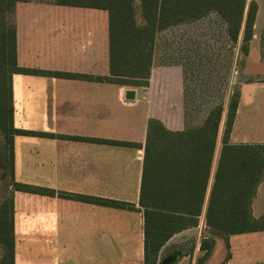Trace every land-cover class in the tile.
<instances>
[{"label": "crops", "instance_id": "obj_1", "mask_svg": "<svg viewBox=\"0 0 264 264\" xmlns=\"http://www.w3.org/2000/svg\"><path fill=\"white\" fill-rule=\"evenodd\" d=\"M260 13L257 5L246 53L240 51L243 23L235 44L226 35L234 48L237 46L231 53L230 70L236 68L237 56L243 54L246 64L251 51L264 50V42L255 31ZM213 15L225 31L223 21L216 14L209 16ZM13 22L17 66L52 73L11 76L12 127L32 133L11 136L13 264H144V218L139 195L147 125L150 119H157L168 129L181 130L174 128L160 111L167 93L166 75L162 73L176 72V78L179 67L156 64L154 46L147 86L108 80V15L102 9L29 0L15 4ZM183 72L182 67V85L177 80L173 85L174 95L181 92L182 129L183 104L188 97ZM258 82L237 78L238 101L228 138L231 145H264V127L258 132L263 137L253 140L257 133L245 122L252 115H263L264 103L254 102L260 105L257 108L245 106L249 94L245 89L238 90L257 86ZM128 89L135 91L131 100L124 97ZM230 97L222 103L198 224L166 241L158 252L157 264L174 253L178 256L174 264H237L233 263L231 236L225 242L226 256L220 261L188 259L177 251L161 255L174 237L201 227V218L207 230L205 206ZM172 108L169 109L177 114ZM16 186L53 194L17 190ZM107 200L124 206L108 205L104 203ZM251 215L256 220L264 219V173L252 199ZM255 232L264 233V229L247 233ZM243 234L246 233L238 235ZM213 243L212 253L220 244L214 238ZM196 250L202 251L199 244Z\"/></svg>", "mask_w": 264, "mask_h": 264}, {"label": "trees", "instance_id": "obj_2", "mask_svg": "<svg viewBox=\"0 0 264 264\" xmlns=\"http://www.w3.org/2000/svg\"><path fill=\"white\" fill-rule=\"evenodd\" d=\"M25 1L29 0H0V129L8 140L10 178L11 136L32 134L12 127L11 76L52 74L17 66L13 14L15 4ZM53 1L62 6L105 10L111 76L108 80L142 87L148 84L157 32L213 13L223 21L226 35L234 44L243 23L240 51L246 53L257 11L254 0H139L145 23L139 27L134 18L133 0ZM237 101L234 93L226 106L204 212L208 233L225 240L232 235L264 229V219L256 220L251 215L252 199L264 173V145L228 143ZM222 110L221 103L214 105L206 110L200 124H185L181 130L168 129L157 119L148 121L139 195L144 218V264H157L158 252L166 241L180 231L197 226L209 184ZM16 189L53 194L29 186H16ZM104 203L124 206L108 200ZM212 243V237H204L200 249L209 251ZM0 248L3 253L0 264H13L11 199L0 209ZM177 258L174 253L162 264H174Z\"/></svg>", "mask_w": 264, "mask_h": 264}, {"label": "rangeland", "instance_id": "obj_3", "mask_svg": "<svg viewBox=\"0 0 264 264\" xmlns=\"http://www.w3.org/2000/svg\"><path fill=\"white\" fill-rule=\"evenodd\" d=\"M254 1H256L261 11V16L257 18L255 31L257 32V36H261L260 41L263 43L264 0ZM133 8L137 26H144L145 23L141 15L139 0H133ZM155 36L154 62L169 66V68L178 66L180 69L176 78V72L166 71L162 73V75H166L167 93L166 96L164 95L165 99L160 106V111L166 115L167 120L174 128L182 129L181 92L178 91V95H174L175 88L173 87L175 80L178 83L181 82L182 85V67L184 70V89L188 94V97L185 99L186 104H183L185 113L183 127L185 124L190 126L200 124L207 109L219 103L222 104L227 96H232L236 92L238 94L236 90L237 78L240 80L242 77H247L250 81H259L257 86H242L238 89L239 92L240 89H245V93L249 94L246 97L245 106L257 108L260 105H253L254 102L256 103L261 100V103H264V50L261 53H255L254 50L251 51V54L246 59V64L243 54L237 56L235 61L236 68L233 71L230 70L232 69L230 61L234 45L225 38L224 28L216 16L213 15L198 21L180 23L157 32ZM236 48L237 46L234 49ZM233 77L235 78L233 79ZM247 90L252 91L248 92ZM170 106L173 107L172 109H175L177 114L169 109ZM262 118H264V114L258 113L248 117L245 121L257 133V135L252 136L253 140L263 137L258 134L260 127H264V121L260 122ZM13 189L14 185L10 180L8 163V140L0 129V209L3 204L9 203ZM200 223L201 227L198 226L191 229L188 233L174 237L161 250V255L177 251L180 252V256L186 255L188 259L195 257L199 261L206 257L215 261L222 260L226 256L224 251V248L226 249V240L218 236H211L203 226L202 218L199 225ZM202 237H212L215 243L218 239L220 243L219 249L215 250V252L213 251V253L211 252V248L209 251H197L196 245H200ZM229 242L235 253L233 255V263L264 264L263 232L231 236ZM2 254L0 248V262ZM195 264H198V262L196 261Z\"/></svg>", "mask_w": 264, "mask_h": 264}, {"label": "water", "instance_id": "obj_4", "mask_svg": "<svg viewBox=\"0 0 264 264\" xmlns=\"http://www.w3.org/2000/svg\"><path fill=\"white\" fill-rule=\"evenodd\" d=\"M135 96V91L133 89H128L124 95L126 100H131Z\"/></svg>", "mask_w": 264, "mask_h": 264}]
</instances>
